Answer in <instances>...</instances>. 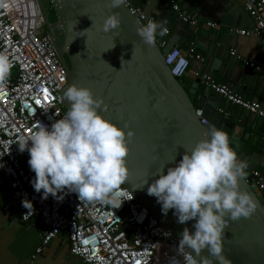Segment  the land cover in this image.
Segmentation results:
<instances>
[{
  "label": "built area",
  "instance_id": "obj_1",
  "mask_svg": "<svg viewBox=\"0 0 264 264\" xmlns=\"http://www.w3.org/2000/svg\"><path fill=\"white\" fill-rule=\"evenodd\" d=\"M164 1L182 24L196 25L193 17L179 9L176 0ZM250 1L252 3H246L244 8L253 20L252 29L229 31L237 36L263 38L264 23L259 14L264 10V0ZM134 2L127 0L126 6L141 25H146L149 19L155 21L150 15L144 18ZM205 25L213 27L209 22ZM167 35L168 32L163 36L157 34L155 44L159 48L166 46ZM0 53L7 55L12 65L9 76L0 87V179L6 184L11 201L22 205L27 199L33 204L32 213L28 214L29 210L22 206L19 215L23 223L34 221L39 227L31 259L56 236L63 234L69 254L81 264H170L173 260L184 264V256L175 247L177 243L134 197L115 209L101 200L80 201L78 193L67 189L58 193L63 199L51 195L42 199L43 190L40 193L34 190L32 180L35 173L28 164L29 153L27 150L20 152L16 141L38 130V121L50 128L67 113L60 106L58 97L66 83L65 69L46 34L35 0H12L9 7H0ZM228 54L243 68L264 77L263 62L239 56L232 49ZM163 60L179 84H182L191 62H203L191 42L184 50L174 45L163 54ZM198 80L224 102L264 119V107L258 102L243 100L207 74H200ZM217 111L227 116L222 110ZM195 115L199 118L200 112L195 111ZM200 123L206 125L203 120ZM247 176L253 178L249 186L264 209V177L255 170ZM127 196L130 193L126 192ZM7 209V205L2 208L3 211Z\"/></svg>",
  "mask_w": 264,
  "mask_h": 264
},
{
  "label": "water",
  "instance_id": "obj_2",
  "mask_svg": "<svg viewBox=\"0 0 264 264\" xmlns=\"http://www.w3.org/2000/svg\"><path fill=\"white\" fill-rule=\"evenodd\" d=\"M35 2L46 34L65 69L66 83L58 92L60 106L66 112L70 108L63 93L71 84L89 88L94 99L103 101L98 114L126 134L133 133L128 139L126 157L129 177L122 186L178 244L185 227L194 231V221L177 223L174 210L164 215L156 197L147 194V187L158 178L160 170L167 174V168L174 167L185 150L190 151L197 142L207 139L211 127L226 131L230 138L234 123L217 111L218 101L210 93L187 91L170 75L163 54L175 43L167 42L163 48L143 43L136 31L141 24L128 6L111 9L109 0ZM156 2L146 0L144 18ZM113 12L119 13L121 24L106 33L104 21ZM195 111L200 112L199 118ZM252 180L245 174L238 183L239 190L249 193L256 202L255 214L239 221L225 217L221 243L228 264H264V209L249 186ZM185 251L195 256L191 249ZM201 256L219 264L207 249Z\"/></svg>",
  "mask_w": 264,
  "mask_h": 264
},
{
  "label": "clouds",
  "instance_id": "obj_3",
  "mask_svg": "<svg viewBox=\"0 0 264 264\" xmlns=\"http://www.w3.org/2000/svg\"><path fill=\"white\" fill-rule=\"evenodd\" d=\"M11 3L12 0H0V7L7 8ZM126 3L127 0H109L108 7L116 9ZM166 23L149 19L136 31L143 43L152 46L157 34L163 36L168 32ZM120 24L119 13L113 12L105 19L103 31L118 29ZM11 67L8 56L0 53V87ZM63 98L70 104L65 117L53 122L50 128L38 121V130L16 141L20 152L29 153L28 164L35 173L34 190L37 193L43 190L42 199L49 195L63 199L58 193L67 189L78 193L80 201L101 200L115 209L120 208L124 201L133 199L132 194L121 187L129 177L126 157L128 139L133 133L126 134L98 114L103 101L94 99L91 89L73 83L66 88ZM56 115L59 116V112ZM207 137L190 151L185 150L179 162L167 168V174L160 170L156 174L158 178L147 187V194L156 197L164 215L174 210L177 223L194 221V231L185 227L175 245L177 252L184 256V264H212L201 256L204 249L219 264H228L221 243L225 217L232 221L249 219L257 210L251 195L239 190L238 181L245 176L247 163L238 161L236 151L230 147L228 133L213 126ZM126 192L130 196L126 197ZM22 206L29 210L28 214L32 213L31 201L24 199ZM186 248L195 256L186 253ZM170 264L177 262L173 260Z\"/></svg>",
  "mask_w": 264,
  "mask_h": 264
},
{
  "label": "crops",
  "instance_id": "obj_4",
  "mask_svg": "<svg viewBox=\"0 0 264 264\" xmlns=\"http://www.w3.org/2000/svg\"><path fill=\"white\" fill-rule=\"evenodd\" d=\"M179 9L195 19L196 25L182 24L164 0H157L149 13L155 21H167V42L184 50L191 42L203 62H191L182 78V86L192 92L210 93L218 101V109L234 123L229 138L238 161L247 163V175L255 170L264 177V119L251 116L216 97L199 83L198 76L207 74L214 82L224 84L243 100L256 101L264 107V77L241 66L228 54L230 49L239 56L264 63V37L237 36L231 29L250 30L253 20L244 5L247 0H176ZM252 3V2H251ZM146 0H135L141 11ZM264 23V10L259 14ZM209 22L213 27H207ZM7 205L8 209L2 208ZM22 205L10 200L9 190L0 179V264H81L68 252L63 234H59L31 259L37 244L39 227L34 221L20 220Z\"/></svg>",
  "mask_w": 264,
  "mask_h": 264
},
{
  "label": "flooded vegetation",
  "instance_id": "obj_5",
  "mask_svg": "<svg viewBox=\"0 0 264 264\" xmlns=\"http://www.w3.org/2000/svg\"><path fill=\"white\" fill-rule=\"evenodd\" d=\"M50 15H52V14L50 13Z\"/></svg>",
  "mask_w": 264,
  "mask_h": 264
},
{
  "label": "trees",
  "instance_id": "obj_6",
  "mask_svg": "<svg viewBox=\"0 0 264 264\" xmlns=\"http://www.w3.org/2000/svg\"><path fill=\"white\" fill-rule=\"evenodd\" d=\"M134 5H135V2H134Z\"/></svg>",
  "mask_w": 264,
  "mask_h": 264
},
{
  "label": "rangeland",
  "instance_id": "obj_7",
  "mask_svg": "<svg viewBox=\"0 0 264 264\" xmlns=\"http://www.w3.org/2000/svg\"><path fill=\"white\" fill-rule=\"evenodd\" d=\"M181 83H182V81H181Z\"/></svg>",
  "mask_w": 264,
  "mask_h": 264
}]
</instances>
